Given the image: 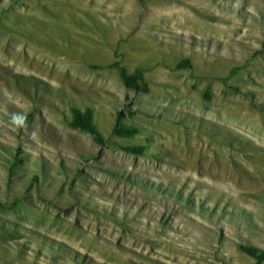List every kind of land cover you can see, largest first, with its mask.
Here are the masks:
<instances>
[{"label":"rangeland","instance_id":"obj_1","mask_svg":"<svg viewBox=\"0 0 264 264\" xmlns=\"http://www.w3.org/2000/svg\"><path fill=\"white\" fill-rule=\"evenodd\" d=\"M240 245L264 251V0H0V264H255Z\"/></svg>","mask_w":264,"mask_h":264},{"label":"trees","instance_id":"obj_2","mask_svg":"<svg viewBox=\"0 0 264 264\" xmlns=\"http://www.w3.org/2000/svg\"><path fill=\"white\" fill-rule=\"evenodd\" d=\"M189 67L188 61H184L177 65L176 68H186ZM94 69H100L101 67H92ZM107 68L113 69L117 72L119 80L124 88L127 90L146 94L149 91V85L146 82L143 71L140 69H136L132 73H128L125 67H123L120 62H114L107 66ZM205 97L207 100L210 99V94L208 92L205 93ZM70 118H69V127L82 132L85 134L94 144L105 147L106 140L104 136L98 131L95 121H94V112L90 108L80 109L76 106H71L69 108ZM123 116L118 113L116 123L112 129V133L118 137L124 138H133L139 134L138 129L134 127H128L123 124ZM122 152L133 156H144L146 152V147L139 146H126V147H117ZM19 159L17 156L14 157L13 167H17L19 163ZM10 170V169H9ZM12 172V171H10ZM11 174V173H10ZM166 194V193H163ZM174 200L180 201L179 197L174 196ZM210 215H215L216 213H209ZM218 215H223V212H218ZM239 250L254 260L255 264H264V251L251 246L240 245Z\"/></svg>","mask_w":264,"mask_h":264}]
</instances>
